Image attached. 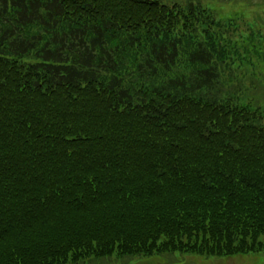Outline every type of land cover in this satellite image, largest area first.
Instances as JSON below:
<instances>
[{
    "label": "trees",
    "instance_id": "trees-1",
    "mask_svg": "<svg viewBox=\"0 0 264 264\" xmlns=\"http://www.w3.org/2000/svg\"><path fill=\"white\" fill-rule=\"evenodd\" d=\"M225 3L0 0V264L264 252V27Z\"/></svg>",
    "mask_w": 264,
    "mask_h": 264
},
{
    "label": "rangeland",
    "instance_id": "rangeland-1",
    "mask_svg": "<svg viewBox=\"0 0 264 264\" xmlns=\"http://www.w3.org/2000/svg\"><path fill=\"white\" fill-rule=\"evenodd\" d=\"M228 5H222L225 9H229L227 12L228 17H233L236 20V25H240L241 22H246V16H242L241 10L245 11L248 9H257L260 13L259 17H256V21L264 27V0H222ZM253 4V6H250ZM213 6V5H212ZM217 5H214L216 7ZM247 23V22H246ZM251 23V22H248ZM259 26V25H258ZM261 40H254L255 48L258 52H255V56L262 59L261 64L264 66V28H260ZM249 33L245 36L247 37ZM247 74L255 73L260 75L259 80H262L264 85V70L261 75V68H256V64L253 62L251 66L245 67ZM257 81V80H255ZM258 97L259 101H264V87L258 85V88L253 92ZM78 264H264V252L260 253H249V254H236L228 257H208L200 256L189 253H164L154 254L151 256H134V257H119L118 255H112L110 257L96 259L88 258L81 261Z\"/></svg>",
    "mask_w": 264,
    "mask_h": 264
}]
</instances>
